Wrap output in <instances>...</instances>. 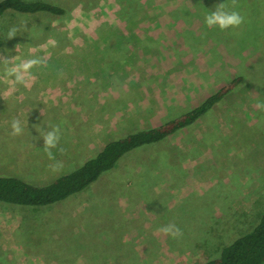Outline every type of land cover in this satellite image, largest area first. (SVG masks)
<instances>
[{"label": "rangeland", "instance_id": "1", "mask_svg": "<svg viewBox=\"0 0 264 264\" xmlns=\"http://www.w3.org/2000/svg\"><path fill=\"white\" fill-rule=\"evenodd\" d=\"M48 1L66 13L0 18V57L44 61L14 89L0 64V175L49 184L112 139L244 80L83 191L49 205L0 202V264H202L220 237L249 231L264 213V0H236L244 23L224 31L204 15L231 0ZM17 119L24 132L13 136ZM56 126L50 159L40 135ZM168 223L182 237L159 231Z\"/></svg>", "mask_w": 264, "mask_h": 264}, {"label": "trees", "instance_id": "2", "mask_svg": "<svg viewBox=\"0 0 264 264\" xmlns=\"http://www.w3.org/2000/svg\"><path fill=\"white\" fill-rule=\"evenodd\" d=\"M9 11L23 14L44 12L64 15L66 13L62 6L48 0H0V18ZM243 80V75H236L192 109L158 125L141 128L112 139L77 168L59 175L49 184L35 185L18 177L0 175V202L33 206L49 205L83 191L104 172L114 168L127 153L147 144L158 143L195 123ZM224 239L225 237H220L218 253L202 264H264V213L249 231L238 235L229 243H224Z\"/></svg>", "mask_w": 264, "mask_h": 264}, {"label": "clouds", "instance_id": "3", "mask_svg": "<svg viewBox=\"0 0 264 264\" xmlns=\"http://www.w3.org/2000/svg\"><path fill=\"white\" fill-rule=\"evenodd\" d=\"M236 0H231V7L227 3H220L217 5L214 11L205 13L204 23L208 28L218 27L220 30H228L230 28H239L244 23V16L237 10ZM26 22L24 27H26ZM17 35V29L12 28L7 34V38H12ZM55 43L54 41L52 42ZM18 57L10 56L7 58L0 57V64L4 66V74L6 81H10L11 87L14 89L17 85L29 86V81L32 79V69L44 63L42 58L34 57L21 59L17 63ZM258 107H264V105H258ZM36 131L39 133V126L33 125ZM11 134L13 136L22 135L24 127L20 120H13L11 123ZM44 141V151L48 154L50 159H55L52 153L53 149L57 148L61 139L60 128L58 126L52 127L51 130L40 135ZM63 151V149H60ZM53 172H57L63 168L62 161H56L50 165ZM160 232L165 235H169L173 238H180L183 235L182 230L175 223H168L159 229Z\"/></svg>", "mask_w": 264, "mask_h": 264}, {"label": "crops", "instance_id": "4", "mask_svg": "<svg viewBox=\"0 0 264 264\" xmlns=\"http://www.w3.org/2000/svg\"><path fill=\"white\" fill-rule=\"evenodd\" d=\"M72 58V57H71ZM75 60V59H74ZM76 61V60H75ZM74 61V62H75ZM64 76H69V74H65ZM33 78H36V76H34ZM40 79L42 78V77H39Z\"/></svg>", "mask_w": 264, "mask_h": 264}]
</instances>
